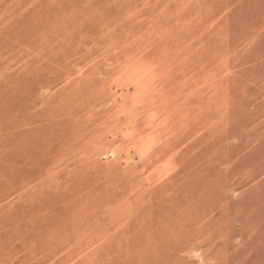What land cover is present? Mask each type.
I'll return each mask as SVG.
<instances>
[{
  "label": "rangeland",
  "instance_id": "rangeland-1",
  "mask_svg": "<svg viewBox=\"0 0 264 264\" xmlns=\"http://www.w3.org/2000/svg\"><path fill=\"white\" fill-rule=\"evenodd\" d=\"M0 264H264V0H0Z\"/></svg>",
  "mask_w": 264,
  "mask_h": 264
},
{
  "label": "bare ground",
  "instance_id": "bare-ground-1",
  "mask_svg": "<svg viewBox=\"0 0 264 264\" xmlns=\"http://www.w3.org/2000/svg\"><path fill=\"white\" fill-rule=\"evenodd\" d=\"M31 2V1H30ZM110 28V27H109ZM107 32V31H106ZM42 103V102H41ZM51 103V102H50ZM52 107V106H51ZM51 109V108H50ZM59 110H60V108H59ZM59 112V111H58ZM76 162V161H75Z\"/></svg>",
  "mask_w": 264,
  "mask_h": 264
}]
</instances>
